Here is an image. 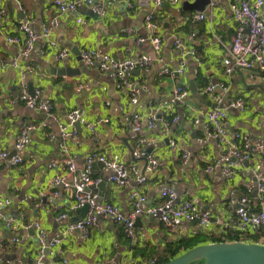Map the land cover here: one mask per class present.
Segmentation results:
<instances>
[{
	"label": "crops",
	"instance_id": "crops-1",
	"mask_svg": "<svg viewBox=\"0 0 264 264\" xmlns=\"http://www.w3.org/2000/svg\"><path fill=\"white\" fill-rule=\"evenodd\" d=\"M53 1L0 0V13L4 12V16L0 15V152H14V141L23 122L37 126L20 154L21 165L13 167L0 160V195L11 201L5 216L17 221L21 217L23 225L30 226L10 231L0 221V264H6L5 259H14L19 264L52 260L38 247L35 229L31 227L33 222L40 223L47 240H60L59 249L69 264L108 261L140 264L155 258L157 264H167L159 261L165 245L181 237L193 239L198 245L264 244L259 241L263 239L252 232L243 239H235L237 241L229 239L228 235L237 227L234 212L242 198L249 199L250 211L259 210L256 192L247 186L252 180L254 161L239 166L231 178L222 174L219 148L211 139L201 142L207 133L206 122L200 118L211 108L201 104L190 91L191 88L198 91L208 83H225V90L215 91L222 105L236 97L244 100L243 111L228 110V133L232 136L235 132H244L253 139H264V72L224 74L222 61L236 33L228 0H211L203 11L194 9L198 6L197 0H178L174 4L165 0L159 6L142 0H116L97 16L81 4L75 13L60 14ZM261 12L264 15V6ZM201 13L204 20H187ZM148 15L154 16L156 34L162 39L159 55L153 53L149 44L153 31L145 25ZM77 19L83 22L78 23ZM19 20L29 21L36 36H40L44 24L55 20L57 27L51 32V39L60 48H66L69 57L57 61L55 50L47 49L42 53L43 43L39 37L29 59L19 58L18 48L7 43V37L17 35ZM139 39L143 41L138 42ZM177 40L182 49L175 46ZM82 49L98 50L120 62L136 60L144 54L152 58L147 68L126 74L127 82L139 91L136 105L130 104L129 90L118 88L110 73L88 68L81 62L79 52ZM14 58L21 66H37V71L27 74L25 79L27 91L30 87L32 92L40 90L42 99L52 103L56 120L24 106L19 100V69L1 66V62ZM182 63L185 66L183 74H162L163 69L175 70ZM66 67H81L83 72L78 77L59 76L57 70ZM180 85L187 91V97L183 104L172 108L179 120L171 124L168 137L163 135L159 120L153 130L144 128L137 133L131 130L130 120L134 113L151 112L158 117L167 107L173 90ZM78 87H81L79 92ZM204 98L214 103L210 96ZM76 108L87 121L97 124L96 135L93 138L85 128L81 127L80 132L77 129L76 137L66 141L67 155L60 149V126L66 124L67 114ZM195 119L200 123L195 125ZM143 138L150 141L142 143ZM168 139L175 140L177 146L172 148ZM92 151L117 157L130 174L126 184L119 187L108 181L109 171L94 164L92 177L101 179L100 182L106 180L107 186L104 192L97 187L88 189L95 195L91 204L110 203L126 215L132 210L128 195L133 189L138 188L146 196L144 207H151L162 201L163 189L171 188L176 192L174 207L191 199L201 212L209 211L228 228L215 226L204 231L200 225L189 227L182 222L175 236L162 225L159 216L143 213L137 217L138 222L135 220L131 238L125 237L122 226L111 218L100 219L97 228L91 229L86 238L75 229L64 234L69 225L83 218L82 212L81 209L70 211L72 199L62 186L56 189L58 194L53 195L54 170L50 165H62L65 157H69L76 168L81 169ZM183 151L188 154L186 164L181 160ZM152 157L157 158L161 166L148 172L146 163ZM260 159L264 173V155ZM208 167L212 168L209 172L206 171ZM142 176L146 181L139 185L137 179ZM13 238L19 239V243L13 242ZM220 239L222 242H216Z\"/></svg>",
	"mask_w": 264,
	"mask_h": 264
},
{
	"label": "built area",
	"instance_id": "built-area-1",
	"mask_svg": "<svg viewBox=\"0 0 264 264\" xmlns=\"http://www.w3.org/2000/svg\"><path fill=\"white\" fill-rule=\"evenodd\" d=\"M155 6L161 5L165 0H142ZM178 0H171L172 4ZM54 6L60 14L75 13L78 5H84L94 14L100 15L106 8L114 5L116 0H54ZM229 8L232 13L234 23L236 24V33L231 46L227 49L225 57L222 61L224 67V74L230 75L235 71H253L259 73L264 72V15L261 10L264 6V0H228ZM4 16V12L0 13ZM205 19L203 13L189 16L187 20L202 21ZM78 23H82L81 19H77ZM147 28L153 31L149 39V44L153 53L159 55L162 48V39L156 34L157 25L153 15H148L145 19ZM57 27V22L51 20L48 24H44L41 29L40 36H36L31 29L29 21L19 20L17 24V35L7 37V43L15 45L19 50V58L28 60L34 50L35 43L40 37L42 39V53L47 49L55 50V59L63 61L69 57V52L66 48H60L57 43L51 39V32ZM131 32V31H130ZM139 39L138 42H142ZM175 46L182 49V44L179 40L176 41ZM81 62L88 68L96 67L100 72L110 73L118 88L126 87L130 93V104H137V96L139 94L138 88L126 80V74L136 69L147 68L152 58L146 54L140 56L136 60L118 61L114 57L101 53L95 49L80 50ZM2 67H15L19 69V100L24 106L32 108L37 111L44 112L50 120H56L53 112V105L47 99H42L40 90H34L32 93L27 91L25 79L27 74H32L37 71V66L27 64L21 66L19 61L14 58L7 62H1ZM185 72V66H181L175 70L163 69V75L173 76L180 75ZM81 87L77 88L79 92ZM217 89L225 90V83H208L200 88L197 92L201 96H210L212 101L217 104V107L209 109L200 120L204 119L206 122V138L201 142L211 139L219 148L222 163L220 169L225 177H233L239 166L253 160L254 165L251 169L252 180L248 183L250 190H255V199L259 206L256 212L250 211L248 198H242L239 206L235 209V216L237 218V227L235 231L230 234L231 237L243 239L248 232L260 236L264 240V173L261 171L260 158L264 155V139L251 138L250 135L244 132H235L232 136L226 129L228 110H244V100L241 97L228 100L227 106L223 107L222 99L215 95ZM187 91L183 86H177L171 95L167 107L160 112L159 118L155 113H148L142 115L134 113L130 120V128L133 132H140L144 128L153 130L156 127V122L159 120L162 124V132L164 136L169 135L171 124L177 123L179 118L172 113L174 105H180L185 102ZM170 118V119H168ZM200 120L195 119L194 124L200 123ZM108 119L104 122L108 123ZM78 123L85 128L91 136L96 135V123L87 121L81 114L79 109L71 110L66 116V124L60 126L61 144L60 149L64 154L68 155L66 141L69 138L76 137L77 128L75 124ZM37 129V126L23 122L18 130L14 141V152L11 155L7 151L0 152V160L4 161L9 166H19L23 159L20 156L21 152L26 148L30 142V136ZM150 141L149 139H141V142ZM172 148H175L176 141L168 139ZM182 164H186L188 160L187 152H182ZM94 164H99L110 172L108 181L116 186H124L129 177L130 171L122 164L117 157H107L96 151L90 152L86 158L81 169H77L76 165L69 157H65L62 165L59 163H52L50 167L54 170V175L51 179V187L53 195L58 193L56 189L60 186L65 193L71 196L70 211H77L83 206L88 205L89 209L85 217L76 224L69 225L65 230L69 232L73 229H78L83 237H88L90 230L98 226L100 219L111 218L114 222L120 224L123 233L127 238L132 237L135 220L141 214L159 216L162 225L172 234L178 236L179 224L199 221L201 229L209 231L215 226H222L228 228L220 218H216L209 211L201 212L191 199H186L178 206L173 205L176 200V192L171 188H165L160 193L161 202L151 207H144L146 203V196L138 189H133L129 195L128 200L132 207L129 214L124 215L118 206L106 204H91L95 198L87 188L96 186L100 183L99 178L92 177ZM161 166V162L152 157L147 161V171L152 172ZM212 168L208 167L207 172ZM70 176V177H69ZM146 178L144 176L137 179L139 185L144 184ZM11 201L0 195V221L3 222L5 229L17 230L19 227L27 229L28 225H23L22 218L20 220L8 219L5 216V209L9 206ZM65 215H62L64 218ZM31 227L35 229L36 242L38 247L42 250L48 249L47 254L52 258L49 263L36 262L35 264H69L68 260L62 256L59 249L60 240H47L46 233L43 227L38 222H33ZM235 237V238H236ZM13 242L19 243V239L13 238ZM264 245V244H263ZM6 264H19L15 261H6ZM104 264H112L111 261ZM140 264H157L153 259L148 262Z\"/></svg>",
	"mask_w": 264,
	"mask_h": 264
},
{
	"label": "water",
	"instance_id": "water-1",
	"mask_svg": "<svg viewBox=\"0 0 264 264\" xmlns=\"http://www.w3.org/2000/svg\"><path fill=\"white\" fill-rule=\"evenodd\" d=\"M210 2L211 0H197L198 6H194V9L196 11H203L204 7ZM78 52L79 51L77 50V54ZM137 71H140V70H134L130 73H133V72L137 73ZM81 72H83V69L81 67L77 69H71V68L66 67V68L57 70V74L59 76H66L70 78L76 77V76L78 77ZM190 91L194 94V97L206 107L208 108L217 107L215 103H212L210 100H207L203 96L199 95L196 88L194 89L191 88ZM29 92L32 93L31 87L29 89ZM222 106L226 107L227 103L225 102V104ZM75 127L78 129L79 132L82 129L78 123L75 124ZM191 132H194V131L192 130ZM13 153L14 152H12L11 155H13ZM106 186H107V181L102 180L98 185L91 186L87 188V190L91 189L92 187H97L101 192H104L106 190ZM88 209H89L88 205H85L81 208V212H82L81 217L83 218L85 217L86 213L88 212ZM78 221L80 220H77L74 224H76ZM138 221L139 219H136V222ZM197 225H199V221L187 223V226L189 227H194ZM75 232L81 233L79 230H76V229H75ZM44 252L47 253L48 249L47 248L44 249ZM5 260L14 261V259H5ZM195 263H198V264H264V245L257 244V243H244V242H222V243H211V244L198 245V246H195L185 251L179 256L173 258L167 264H195Z\"/></svg>",
	"mask_w": 264,
	"mask_h": 264
},
{
	"label": "trees",
	"instance_id": "trees-1",
	"mask_svg": "<svg viewBox=\"0 0 264 264\" xmlns=\"http://www.w3.org/2000/svg\"><path fill=\"white\" fill-rule=\"evenodd\" d=\"M228 236H229L230 240L237 239L236 236H235L236 238L231 237L230 235H228ZM235 241H237V240H235ZM216 242H222V240L220 239ZM195 246H198V243H197V241H194L193 239H189L186 237L177 238L176 240L170 241L165 245L163 252H162V256L160 257L159 261L168 263L173 258L179 256L180 254L184 253L185 251H187V250H189ZM156 262H158L157 259H156Z\"/></svg>",
	"mask_w": 264,
	"mask_h": 264
},
{
	"label": "rangeland",
	"instance_id": "rangeland-1",
	"mask_svg": "<svg viewBox=\"0 0 264 264\" xmlns=\"http://www.w3.org/2000/svg\"><path fill=\"white\" fill-rule=\"evenodd\" d=\"M259 241H260V242H262V243H264V241H263V240H261V239H259Z\"/></svg>",
	"mask_w": 264,
	"mask_h": 264
}]
</instances>
